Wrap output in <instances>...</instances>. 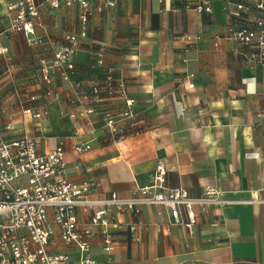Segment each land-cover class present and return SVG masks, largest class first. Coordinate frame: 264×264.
<instances>
[{"label": "crops", "instance_id": "0c3cea01", "mask_svg": "<svg viewBox=\"0 0 264 264\" xmlns=\"http://www.w3.org/2000/svg\"><path fill=\"white\" fill-rule=\"evenodd\" d=\"M35 1L42 14L39 41L14 33L3 42L8 51L0 53V106L17 86L37 97L34 106L42 105L41 61L53 58L61 35L77 23L76 6L52 9L47 0ZM229 1L210 0L212 12L201 14L192 8L195 0H119L105 6L89 20L69 79L52 71L57 102L48 103L39 120L13 116L19 130L41 136L40 149L62 141L71 152L89 143L65 174L71 181H93L94 197L108 191L128 196L147 186L156 160L163 159L166 185L191 196L214 186L225 201L199 213L190 230L172 225L156 204L141 207L137 217L119 214L125 222H138L139 239L119 229L107 263L100 238L91 237L99 264H264V69L242 58L234 38L214 44L212 36L222 34L227 23ZM7 20L0 0V28ZM188 34L199 36L192 46L183 37ZM108 67L116 87L124 84V97L101 87L99 101L71 103L77 91L101 86ZM124 98L132 99L131 116L121 115ZM89 105L94 111L83 112ZM106 113L118 119L120 137L104 125Z\"/></svg>", "mask_w": 264, "mask_h": 264}, {"label": "built area", "instance_id": "2783aa9c", "mask_svg": "<svg viewBox=\"0 0 264 264\" xmlns=\"http://www.w3.org/2000/svg\"><path fill=\"white\" fill-rule=\"evenodd\" d=\"M52 9L76 6L78 11L75 30L61 35V43L54 50V58L41 61L40 80L48 88L43 89L44 102L34 106L37 97L27 87H21L20 96L13 89L16 99L10 101L8 118L0 119V264H99L94 256L91 237L101 240L104 261L111 262L116 233L123 228L130 240H138V222H125L119 214L129 213L137 217L141 207L148 204L162 206L172 225L190 230L199 213L212 204L225 202L218 198L214 186H206L198 196L190 195L183 187L166 185V167L163 159H157L151 182L134 190L128 196L108 191L104 197L92 195L95 183L91 180L71 181L65 168L69 162L91 148L89 143L76 144L66 152L62 141L52 149H40V135L19 130L13 122L15 113L26 114L35 120L47 113V104L57 100L58 92L50 88L52 70L59 68L61 78L67 80L74 69L73 57L88 34V22L92 14L91 0H47ZM119 0H100L95 11L113 6ZM7 23L0 28V53L8 51L3 43L14 33H21L27 41L36 38L37 28L42 26V14L35 0H4ZM198 13L212 12L209 0H195L192 5ZM228 25L219 38H234L241 45L240 55L253 66L264 69V0H231L227 3ZM192 46L199 36L185 35ZM99 56L101 54H98ZM102 59L98 60V64ZM62 69V70H61ZM102 85L77 91L71 103L83 104L99 101L101 87L109 95L125 96L124 84H114L113 69L108 67ZM189 83L188 86H192ZM20 97V99H19ZM125 99L122 116H131L132 99ZM16 100V101H15ZM18 100V101H17ZM92 105L83 112H92ZM70 116H75L74 113ZM116 117L106 113L104 125L114 138L121 136ZM86 214L81 222L76 211Z\"/></svg>", "mask_w": 264, "mask_h": 264}, {"label": "rangeland", "instance_id": "374dc122", "mask_svg": "<svg viewBox=\"0 0 264 264\" xmlns=\"http://www.w3.org/2000/svg\"><path fill=\"white\" fill-rule=\"evenodd\" d=\"M209 1H210V0H209ZM90 2H91V6H92V10H91V11H92V14H94V13H98L97 11H95V7L99 5L100 0H99V3H96V4H94V5H93V0H91ZM104 7H105V6H104ZM104 7H103V8H104ZM103 8H102V10H103ZM92 14H91V16H92ZM199 14H201V13H199ZM91 16H90V18H91ZM89 20H90V19H89ZM226 22H227V23H226V25H225V27H224V29H223V33H222V34H219V33H218L219 35H223L225 29L227 28V25H228V23H229V22H228V16H227V21H226ZM88 23H89V22H88ZM76 24H77V23H76ZM76 24H75V28L77 27ZM75 28H74L73 30H75ZM70 31H72V30H70ZM195 35H196V34H195ZM214 35H216V34H214ZM214 35H213V36H214ZM213 36H212V37H213ZM183 37H184V36H183ZM227 38H230V37H227ZM232 38H233V37H232ZM232 38H231V39H232ZM184 39H185V41H186V38H184ZM213 39H214V37H213ZM221 39H225V38L223 37V38H219V39H217V40H216V44H217L218 41L221 40ZM235 40H236V39H235ZM236 41H237V40H236ZM186 42H187V41H186ZM237 43L239 44V53H240V48H241V46H243V45H241L238 41H237ZM56 48H57V47H56ZM56 48L53 49L52 56H53V54H54V52H55L54 50H56ZM82 49H84V43L81 44L79 50L76 51L75 54H76L77 52L81 51ZM99 54H101V52H100ZM74 56H75V55H74ZM53 58H54V56H53ZM53 58H52V59H53ZM243 59H244V58H243ZM244 60H245V59H244ZM56 69H57V70H56ZM56 69H53V70H52L53 73H54V72H57V73H59V75H60L59 68H56ZM61 70H62V69H61ZM53 73H51V76H52ZM51 78H52V77H51ZM43 86H44V89H47V88H48L44 83H43ZM21 87H23V86H17V91H16V93L18 94V96H20V94L22 93V91H21V90H22ZM50 88L53 90L52 81H51V84H50ZM56 93H57V92H56ZM8 95H10V96H9V98H8V101L5 102L6 104H4L3 106H0V116H2V114H5V115H6V112H7V111L10 109V107H11V105H10V101L16 99V98L13 96V87L10 88ZM11 97H13L12 100H11ZM19 99H20V97H19ZM15 101H16V100H15ZM17 101H18V100H17ZM49 101H50V102H53V101H54V102H57V100H51V99H49ZM50 102H49V103H50ZM46 108H47V106H46ZM2 118L5 119V118H8V117H7V116H5V117L3 116ZM118 128H119V126H118ZM119 129H120V128H119Z\"/></svg>", "mask_w": 264, "mask_h": 264}]
</instances>
